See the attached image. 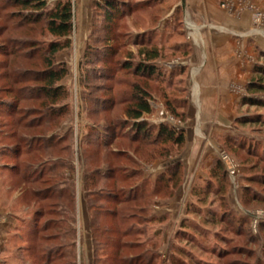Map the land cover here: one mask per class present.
<instances>
[{
  "label": "rangeland",
  "instance_id": "rangeland-1",
  "mask_svg": "<svg viewBox=\"0 0 264 264\" xmlns=\"http://www.w3.org/2000/svg\"><path fill=\"white\" fill-rule=\"evenodd\" d=\"M58 1L65 0H47L46 8ZM70 1V44L55 59L68 71L60 84L68 92L69 112L50 119L32 111L42 100L30 94L37 84L30 76H15L18 70L43 69L44 48L53 38L43 23L19 26L21 17L14 15L20 10L0 0V65L9 64L6 71L0 67V101L8 97L7 88L17 97L14 111L0 108V182L3 176L9 194L4 199L15 194L13 211L20 213L0 256L8 264H44L40 256H59L60 249L71 256L73 241L83 261L91 251L84 221L92 220L85 214V203L91 205L85 196L93 192L94 201L105 189L123 199L138 186L148 193L150 182L169 168L179 172L177 190L160 187L150 198L123 205L150 207L146 216H164L153 224L161 229L158 242L141 250L128 246L119 257L130 259L146 249L144 263L152 250L158 253L151 264H264V108L252 103L264 100V92L254 91V84L264 86V0H126L125 16L108 23L97 7L102 0ZM8 48L21 55L12 58ZM124 61L147 68L123 69ZM140 90L148 94L151 111L139 121L150 125V138L164 124L183 134L181 146L161 139L148 144L128 129L101 146L93 128L102 133L106 125L127 121L125 111ZM105 96L113 104L103 111L97 101ZM34 135L40 139L29 140ZM218 160V180L211 179ZM109 167L122 169L119 176L125 169L132 175L112 186L98 176ZM104 197L97 198L96 208H113V200ZM49 221L57 228L49 223L45 230ZM66 230L62 242L42 240Z\"/></svg>",
  "mask_w": 264,
  "mask_h": 264
},
{
  "label": "trees",
  "instance_id": "trees-1",
  "mask_svg": "<svg viewBox=\"0 0 264 264\" xmlns=\"http://www.w3.org/2000/svg\"><path fill=\"white\" fill-rule=\"evenodd\" d=\"M8 4L19 9L22 12H17V14L14 15V17H18L16 15H19L21 17V22H19V26L26 23L30 25H37L39 23L44 24V29L48 33V35L53 38V40H50L47 43L46 48H44V58H43V65L44 68L41 70H27V71H19V74L15 76L16 79L20 77H29L30 80L37 84V86H33L32 92L30 93L32 97H35L37 99H42L38 108H32V111H38L37 113H43L46 112V114L49 115V118H56L64 114H68L69 107L68 104L65 103V100L67 99L68 92L65 90V88L60 84V82L66 77L67 75V68L64 63H55L56 56L59 52L62 50L68 48L70 41L69 36L73 29V12H72V4L70 0L65 1H58L55 6L52 9H47V0H7ZM126 0H102L101 3L97 2V7L99 11H102L104 14V21L108 23V21H113L115 19H120L125 16L127 8H129L128 3L125 2ZM23 11H29L28 14H23ZM29 46H36L35 41H27L26 42ZM10 49V54L12 58L21 55L20 50H15L13 48ZM34 50V48H33ZM31 50V51H33ZM17 51V52H16ZM7 53V52H6ZM32 52H29L27 54L31 55ZM26 55V54H25ZM105 63H107L106 58L108 55L106 54L104 56ZM30 59V58H29ZM156 59L155 57L153 60ZM3 63V62H2ZM104 63V64H105ZM121 67L123 69H129L130 67H133L134 69L138 68L140 71L139 73H144L147 66L145 65H132L130 61H124L123 63H120ZM8 65L3 67L2 64L0 67L4 68L5 71L8 69ZM117 67V66H116ZM155 70L150 67L148 69V74L153 75ZM6 73V72H4ZM264 73V72H263ZM20 75V76H19ZM102 77H106L103 75ZM8 93V97H6L4 100L0 101V108L6 107V112H12L16 109V98L12 95L13 91L11 88L6 89ZM254 91L256 92H264V86L260 84H254ZM29 94V95H30ZM14 96V97H13ZM13 97V98H11ZM148 94L140 90L136 92V95L131 97V105L127 107L125 111V115L128 120L130 121H124L120 124H111L104 126V134L101 136L100 133L96 131V128L94 129V132L98 133V141L101 144V146L107 148L115 139L117 136H126L128 132H124L126 129L128 131L133 132L135 134L136 139L140 141L147 142L148 144L151 143L154 145L158 143V141L163 140L166 143H170L175 146H181L184 138L183 134H178L175 129L172 127H169L167 125H159L157 130L154 132V136L150 138L152 130L150 129V125L148 126L145 121H139L144 114H149L151 111L150 105L147 101ZM24 99V98H21ZM25 100V99H24ZM27 100V99H26ZM34 100L31 98L30 101ZM113 97L109 98L105 96V98H102L101 100L97 101V107L99 109H103V111H106L109 109L113 103ZM254 106L262 107L264 108V100L262 99H254ZM110 105V106H109ZM36 119V118H34ZM32 119L31 121L26 123V127L31 129L33 126V122L36 120ZM16 124V122H14ZM17 125V124H16ZM3 131V130H2ZM143 132L142 135L140 133ZM15 132L11 135L12 138L14 137ZM48 136V134H46ZM30 139H40L36 137V135L29 138ZM58 140H62V138H59ZM13 147L16 149L18 147V143L12 144ZM41 147V146H38ZM12 148V149H14ZM10 149V148H9ZM14 149V151H15ZM29 147H27V150ZM11 151V149H10ZM221 162L218 160L214 167L211 168L210 173L212 175L210 178H214L218 180L217 172H220L221 169ZM15 166H12L10 172L12 174H16L14 172ZM122 169L119 168H110L106 169L104 175L102 173H99V177H102L105 182H112L115 183L116 180L119 178L122 179H128L132 173L128 170H124L122 176H119L118 173H120ZM98 173V172H97ZM137 174V173H136ZM41 174L39 173L38 176ZM134 175V173H133ZM118 178V179H117ZM27 179V178H25ZM30 182L31 180H26ZM145 183V182H144ZM152 188L147 193L146 190L143 189V187H137L135 192H129L127 196H125L123 199L119 198L117 196V193L112 192L113 190H105L100 189L98 193L96 194L97 197L93 201L94 195L92 196L93 192H89L87 196V201L91 202V205L89 206V211L91 214V227L93 231V251H94V260L96 264H123L124 261H130L127 264H147L153 261V256H156L154 254H158L157 252L152 250L151 256L147 260V262H143L145 259V253L138 252L133 258H123L119 257L121 256V252L123 249L127 248L128 246L132 250H141L146 244L150 242V244L158 242L157 237L161 234V229H155L153 226L154 223L158 221H162L164 219L163 217H155L151 216L150 213L148 216L146 214L150 212V207L146 208L144 206H132V207H125L123 208V205H130L131 203L140 202L141 200H144L146 198L152 197L157 190L160 187H165L167 189H170V191L177 190L179 184H180V175L177 170H174L171 172V169H167L164 173L159 175L155 181L150 182ZM106 191V192H104ZM123 192V189L120 191ZM102 195H105V199L108 198L109 200H113V203L115 204L113 208H103L97 209V198H101ZM96 202V203H95ZM120 207V208H117ZM134 209H137L139 212L134 213ZM99 210V211H98ZM93 211V212H92ZM20 214V213H19ZM93 214L98 217V219H95L93 217ZM145 214V215H144ZM108 217V218H107ZM102 219V222H99V219ZM107 220V221H106ZM109 220V221H108ZM71 221V220H70ZM117 221V225H115V222ZM137 221V222H136ZM50 223V224H49ZM55 226L57 228V225L54 222H47L44 226V229H48L47 225ZM117 228H116V227ZM71 229V228H70ZM72 230V229H71ZM154 230V231H153ZM148 231H153V233L147 238L146 234ZM74 232V231H73ZM37 234V231L33 232V235L35 236ZM68 234V230H66L64 233H55L48 236H45L42 238L45 242H62L66 239ZM139 238H145L147 240L140 241ZM221 238V237H220ZM122 239V240H121ZM127 239V240H126ZM139 239V240H138ZM63 247L62 245L59 247V249ZM107 247L109 248V253L106 252ZM136 247V248H135ZM70 252L68 253L71 256H62L65 254L64 252L59 250V256H40V261L44 264H74L75 262V248L73 241L70 243ZM224 253V252H223ZM157 257V256H156ZM159 258V256H158ZM38 259V260H39ZM118 261V262H117ZM34 260L29 262L28 264H33ZM195 264H208L201 260H195Z\"/></svg>",
  "mask_w": 264,
  "mask_h": 264
},
{
  "label": "crops",
  "instance_id": "crops-1",
  "mask_svg": "<svg viewBox=\"0 0 264 264\" xmlns=\"http://www.w3.org/2000/svg\"><path fill=\"white\" fill-rule=\"evenodd\" d=\"M230 47H231V45L227 49H230ZM96 131L100 133L98 128H96ZM102 133H100V134H102ZM2 179H3V176H1V182H0V255L2 254L1 252L6 246V242L8 240V237L11 236L10 234H12V232H13L12 230L14 229V227H16L15 223L18 221L17 218L20 215L18 211H13V205L16 201V195L15 194H12L10 201L9 200L5 201L4 195L6 197L9 194H8V191L4 190V188H3ZM8 190H10V189H8ZM86 196H85V200L87 201ZM86 203H85L84 209H85V214L88 215V213H90V212H89V208H86V205L88 207V203L87 204ZM90 217L91 216H89V218ZM90 221L91 220H89V219L84 221V224L86 223V227L91 232V235L90 236L88 235V240H87L88 241L87 245L89 247V250L91 249V251H89L90 256L88 258H85L83 261H81L80 252H79V244L76 243V246H75L76 256H75L74 264H96L95 260H94L93 233L91 231V222ZM4 257L5 256H3V258H2V256H0V264H8L7 260L4 259Z\"/></svg>",
  "mask_w": 264,
  "mask_h": 264
}]
</instances>
